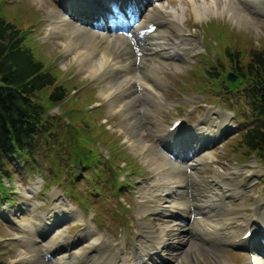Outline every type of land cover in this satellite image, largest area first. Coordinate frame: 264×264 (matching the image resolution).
Segmentation results:
<instances>
[{"label":"rangeland","instance_id":"rangeland-1","mask_svg":"<svg viewBox=\"0 0 264 264\" xmlns=\"http://www.w3.org/2000/svg\"><path fill=\"white\" fill-rule=\"evenodd\" d=\"M141 1L145 4L151 0ZM160 1L175 7L186 0ZM123 2L135 5L133 0ZM104 4L105 7H110L109 4ZM260 4L264 7V0H260ZM62 9L63 5L58 0H0V14L9 19L19 33L24 34L26 47L32 50L43 69L55 77V85L64 89L65 98L56 104L49 103L48 96L53 88L43 90L36 97L52 123L51 134L41 135L36 139L33 161L26 163L12 158L5 163L4 169L8 176L2 175L0 182V264H21L18 260L21 252L19 248L26 251L34 248L43 250L42 239L30 245L15 240L14 237L21 234L18 224L26 223L27 214H30L23 209L25 205L38 204V211L48 214L55 203L52 200L54 197L61 204L74 207L83 221L74 223L72 219L63 218L50 227L51 231L56 233L63 229L68 237H75L93 227L95 233L105 238L109 244H117L123 240L122 255H131L133 252L141 224L150 225L157 237L162 235L163 229L171 227L161 217L148 215L142 220L137 217L138 187L153 178L151 164L145 163L142 155L130 150L126 136L119 128L124 115L110 111L106 100L98 98L99 81L89 77L84 71L79 72L78 64L70 56L64 55L62 42L46 38L45 29L51 11ZM245 10L251 23L241 27L230 21H225L228 27L220 26L217 23L220 19L217 17L207 18L202 28H190L186 24L189 33L199 41L201 49L186 63L179 64L178 71L170 68L165 72L162 79L166 86L161 93L166 100L171 101L173 107L152 112L153 115H142L138 120V132L148 143V150L155 148L166 151L164 140L152 134L156 131L154 116L165 127L179 120L188 127V131L195 129L210 109L227 113L234 127L223 132L210 145L209 151L215 157V165L225 172L242 167H253L258 172L255 177L244 176L240 181H253L254 192L264 210V163L261 156L246 148L243 140L245 131L252 129L255 124L241 90L237 91L230 85L239 83L240 76L247 73V66L254 52H264V17ZM214 18H217L215 23L205 24ZM96 19L98 22H107L101 18ZM187 19L194 22L193 18ZM109 20L108 24L123 26L127 18L119 16ZM214 24L220 30L215 28V35H212L213 32L209 29ZM231 28H234V32H230ZM229 73L237 74L236 81L226 80ZM93 93L92 102H98L89 106ZM94 106L95 109H91ZM99 125L109 129L115 142L117 141L116 145H110L105 136L108 131ZM121 129L128 130L126 125ZM101 130L103 131L99 134ZM174 130H170V133ZM187 134L188 138H192L193 132ZM185 138L180 141V147L187 140ZM182 150L185 152L182 157L178 156L179 160L192 162V150L186 147ZM210 167L199 169V178L211 180L214 175ZM34 179L40 182L38 191L32 197H27L26 188ZM254 201L253 196L245 197L248 212ZM240 203L237 200L233 205L239 206ZM165 239L171 250L175 249L181 255L187 254L186 264H218L217 259H213L216 251L228 264H244L250 254L244 247L223 245L216 248L201 243L194 237H180L176 232L167 235ZM255 239L258 253L264 258V235L257 233ZM170 248L158 252L159 256H163V263L160 264L168 261ZM74 249L84 254L90 253V239L80 241L74 245ZM61 253L62 251H58L48 255L47 264L53 263ZM168 263L170 262L166 264Z\"/></svg>","mask_w":264,"mask_h":264},{"label":"bare ground","instance_id":"bare-ground-1","mask_svg":"<svg viewBox=\"0 0 264 264\" xmlns=\"http://www.w3.org/2000/svg\"><path fill=\"white\" fill-rule=\"evenodd\" d=\"M58 1L63 9L51 11L45 29L46 38L62 42L64 55L78 64L79 72L84 71L99 81L98 98L106 100L110 111L124 115L119 128L125 134L130 150L142 155L144 162L151 164L153 178L138 187L137 217L139 220L148 215L161 217L171 227L163 229L162 235L157 237L150 225L141 224L133 252L122 255L123 240L109 244L95 233L93 227L75 237H68L63 229L56 233L51 231L50 227L63 218L72 219L74 223L83 221L74 207L61 204L54 197L52 200L55 203L48 214L38 211V204L34 203L23 208L30 214H27L26 223L18 224L21 234L14 239L30 245L42 239L44 246L42 251L38 248L31 251L19 248L18 260L21 264H47L46 257L58 251L62 253L51 264H160L163 263V256H159L158 252L170 248L165 237L172 232L184 238L194 237L216 248L223 245L244 247L250 253L244 264H264V258L255 244L256 234L264 235V210L254 192L253 181H240L244 176L253 178L258 172L253 167L233 168L225 172L215 165V157L209 151L210 145L223 132L234 127L227 113L210 109L195 129L187 131L188 127L180 124L173 133L169 130L171 125L163 126L154 116L156 131L152 134L164 140L166 151L148 150V143L138 132V120L142 115L173 107L161 93L166 86L162 79L165 72L170 68L178 71L179 64L186 63L201 49L199 41L189 33L188 28H202L203 22L213 17L220 20L214 18L205 24L217 20L218 25L225 28L228 27L225 21L238 27L249 25L251 18L245 9L264 17L260 0H238V3L230 0H186L175 7L160 0L145 4L141 0H133L135 5L131 2V6L124 0ZM104 3L110 7H105ZM119 16L127 18L123 26L107 23ZM187 17L193 18L194 22L188 21ZM96 18L107 22H98ZM215 28L218 29V26L214 24L209 29L212 35H215ZM230 32H234V28ZM90 99L89 106L98 102H92L94 93ZM123 125L127 126V131L121 129ZM103 130L108 131L109 138L105 136L110 145H116L117 141L109 129L105 127ZM189 132H193L192 138H188ZM184 138L187 140L180 147ZM183 147L192 150V162L179 160L178 156L182 157L185 152ZM205 167L213 171L211 180L198 176L199 169ZM39 183L38 179L28 183L27 197L36 194ZM246 196L255 199L250 212L245 205ZM237 200L241 203L234 206L233 202ZM248 231L252 235L245 239ZM85 238L90 239L91 244L90 253L86 254L74 249V245ZM170 251L168 264L187 263V254L181 255L171 248ZM213 259H217L218 264H228L217 251Z\"/></svg>","mask_w":264,"mask_h":264},{"label":"trees","instance_id":"trees-1","mask_svg":"<svg viewBox=\"0 0 264 264\" xmlns=\"http://www.w3.org/2000/svg\"><path fill=\"white\" fill-rule=\"evenodd\" d=\"M23 35L0 14V182L2 175L8 176L4 169L7 161H33L36 139L51 134L52 123L36 97L53 88L49 103L65 99L64 89L55 85V77L26 47ZM247 73L240 76L239 83L230 85L241 90L255 124L245 131L244 145L264 163V52L252 54Z\"/></svg>","mask_w":264,"mask_h":264},{"label":"water","instance_id":"water-1","mask_svg":"<svg viewBox=\"0 0 264 264\" xmlns=\"http://www.w3.org/2000/svg\"><path fill=\"white\" fill-rule=\"evenodd\" d=\"M227 80L233 82V81L236 80V76H235L234 74H232V73H229V74L227 75Z\"/></svg>","mask_w":264,"mask_h":264}]
</instances>
